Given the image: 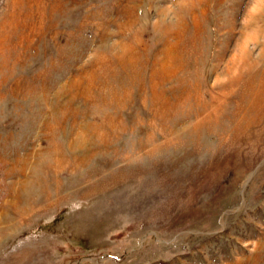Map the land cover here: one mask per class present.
<instances>
[{"label":"rangeland","instance_id":"obj_1","mask_svg":"<svg viewBox=\"0 0 264 264\" xmlns=\"http://www.w3.org/2000/svg\"><path fill=\"white\" fill-rule=\"evenodd\" d=\"M262 89L264 0H0V264H264Z\"/></svg>","mask_w":264,"mask_h":264},{"label":"bare ground","instance_id":"obj_2","mask_svg":"<svg viewBox=\"0 0 264 264\" xmlns=\"http://www.w3.org/2000/svg\"><path fill=\"white\" fill-rule=\"evenodd\" d=\"M256 87H257V86H256ZM262 90H263V91L261 92V97L258 98V99H259V102H257V104H258L259 106L262 105L263 100H264V99H263L264 96H262V94H264V89H262ZM252 92H253V91H252ZM256 93H257V92H256ZM259 106H258V107H259Z\"/></svg>","mask_w":264,"mask_h":264}]
</instances>
